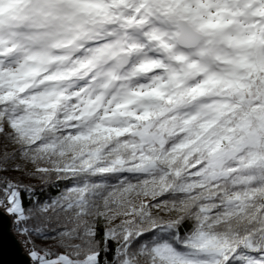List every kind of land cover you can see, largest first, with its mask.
<instances>
[{
	"label": "snow or ice",
	"instance_id": "6c2138e0",
	"mask_svg": "<svg viewBox=\"0 0 264 264\" xmlns=\"http://www.w3.org/2000/svg\"><path fill=\"white\" fill-rule=\"evenodd\" d=\"M0 211L29 264H264V0H0Z\"/></svg>",
	"mask_w": 264,
	"mask_h": 264
},
{
	"label": "water",
	"instance_id": "95a60500",
	"mask_svg": "<svg viewBox=\"0 0 264 264\" xmlns=\"http://www.w3.org/2000/svg\"><path fill=\"white\" fill-rule=\"evenodd\" d=\"M0 264H29L28 255L11 230L10 217L0 211Z\"/></svg>",
	"mask_w": 264,
	"mask_h": 264
},
{
	"label": "trees",
	"instance_id": "16d2710c",
	"mask_svg": "<svg viewBox=\"0 0 264 264\" xmlns=\"http://www.w3.org/2000/svg\"><path fill=\"white\" fill-rule=\"evenodd\" d=\"M11 230L15 237L18 239L19 243L21 244L22 248H24L23 240L25 239L19 232L16 231L15 226L12 223ZM25 249V248H24Z\"/></svg>",
	"mask_w": 264,
	"mask_h": 264
},
{
	"label": "rangeland",
	"instance_id": "374dc122",
	"mask_svg": "<svg viewBox=\"0 0 264 264\" xmlns=\"http://www.w3.org/2000/svg\"><path fill=\"white\" fill-rule=\"evenodd\" d=\"M10 220H11V226H12V218H10ZM25 248V247H24ZM23 248V250L25 251V253L27 254V250H26V248L24 249Z\"/></svg>",
	"mask_w": 264,
	"mask_h": 264
}]
</instances>
